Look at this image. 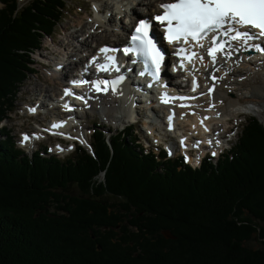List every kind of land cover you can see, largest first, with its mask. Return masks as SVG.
Here are the masks:
<instances>
[{
	"label": "trees",
	"instance_id": "1",
	"mask_svg": "<svg viewBox=\"0 0 264 264\" xmlns=\"http://www.w3.org/2000/svg\"><path fill=\"white\" fill-rule=\"evenodd\" d=\"M1 1L0 124L66 3ZM91 143L94 154L81 145L64 158L29 154L0 125V264H264L256 116L230 150L197 167L145 151L132 126L112 133L95 124ZM255 233L259 247L247 244Z\"/></svg>",
	"mask_w": 264,
	"mask_h": 264
},
{
	"label": "bare ground",
	"instance_id": "2",
	"mask_svg": "<svg viewBox=\"0 0 264 264\" xmlns=\"http://www.w3.org/2000/svg\"><path fill=\"white\" fill-rule=\"evenodd\" d=\"M93 1L95 2L93 13H88L89 19L83 20L87 22H79L81 26L79 28H77V26V31L75 32L70 31L66 26V31L69 33L70 38L69 42H63V40L57 41L54 37L50 38V44L56 52L60 53V55L58 57H52L48 54H40V57L43 58L44 61L55 63L54 65L56 68L48 70L47 76L51 82L57 84L58 87L60 86V92L53 97V93L52 95L50 94L52 91L49 92L46 89L44 90L45 87L40 89L39 98H36L29 104V109H35L32 114H37L40 108L46 107V105H44V97L49 96L51 99H54L58 97V95L61 97L63 96L61 86L65 89L66 86H68L67 84L64 85V80L67 79L69 74L66 72L67 69L74 67L73 65L76 67L79 63H84L87 60L93 62V57H97L99 49L105 45L113 46L116 41L123 42L122 39L125 37V31L131 26H134L136 20L139 19V15L143 14L146 18L152 19V17L161 9L159 5L170 0ZM85 3L87 4L88 2ZM139 6L142 8L139 9ZM118 16L120 20L118 19ZM86 34H88L89 37L86 38ZM257 41H260V39L251 41L250 43L257 44ZM65 42L68 43L66 44ZM233 44H235V42H233ZM263 44L264 42L261 43L262 48H264ZM70 49L72 50L71 52ZM245 49L247 48L241 47L239 50H234V47L225 49L226 51L232 52L231 57H226L218 52L215 64H213L211 57L209 58L210 60L205 58L203 61L198 59V61L194 62L192 66L195 72L206 76V79L200 82L201 90L199 91L196 100H194L195 102H191L189 105L187 104L184 106V104L177 102L172 96L161 100L155 99L154 101L156 105L153 106L151 110L155 111V109L162 108L166 110L167 113L163 129L166 131L172 128L180 129V125H183L185 128L180 132V137L186 139L183 140L185 141L184 143H187L186 141L200 139V137L204 139L203 141L209 142V132L211 130L218 131L219 128L217 127H222L224 123L227 124L230 115L236 117L242 111H248L250 108L251 112L253 109H258L249 106L243 109L240 104L242 101H245V99L254 101V103L259 106L261 105L262 107H259V112L264 116V112L261 110V108L264 107V60L257 61L254 59V56L246 53ZM255 56H258V54ZM184 67L185 66H183L182 69H184ZM250 68L253 69L252 72H250ZM182 75H184V73L180 70L178 75H170L169 81L175 83L176 86L182 87V85L175 82L176 76ZM103 76H107V74H104ZM226 79H231L229 84L225 81ZM103 81L108 82L107 86L101 83ZM93 82H96L97 85H101L100 91L96 90V87L93 86ZM113 82L114 81L109 79L103 80L102 77L91 76L89 78V83L91 85L90 89L79 91V94L83 92L85 96L88 97V99H86V106L89 107L91 111H99L107 118L116 119L117 117L123 119L127 116L131 117L134 113L138 114L137 107L142 101L127 88L118 86L113 87ZM58 87L54 86L53 88L56 89ZM105 87L106 90H104ZM245 90H253L255 93L254 95L251 91L250 93H246ZM46 92L48 93L46 94ZM164 100H167L168 102L165 103L163 102ZM145 102L149 105L152 104L149 101ZM83 106L85 105H79L77 109ZM57 109L53 114L61 120L58 123H55V125L60 126L54 128L56 130L67 129L70 122H65L64 118L66 115L71 114L68 112L71 110V107L67 104L65 106L59 104ZM227 110H231L232 114L228 113ZM150 114H152V111ZM75 117L78 118V114H75ZM170 117L171 119H169ZM220 117H223V119L226 120L221 122L222 119ZM151 118L154 119L156 116L152 115ZM176 124L178 127H174ZM72 129L73 128L68 130ZM64 132L71 134L68 131ZM35 134L40 136L42 132H37ZM79 134L80 133L69 136L73 139H79L81 138V135ZM27 136L30 138V141L27 140L28 144H31V142L35 143V138L32 137V135L27 134ZM83 137H85L84 139L88 138L85 134ZM87 145L89 146V142ZM212 150L217 153L219 151V145H212ZM202 153H204V150ZM189 159L194 160L191 156H189Z\"/></svg>",
	"mask_w": 264,
	"mask_h": 264
},
{
	"label": "rangeland",
	"instance_id": "3",
	"mask_svg": "<svg viewBox=\"0 0 264 264\" xmlns=\"http://www.w3.org/2000/svg\"><path fill=\"white\" fill-rule=\"evenodd\" d=\"M32 0H20V3L22 5H26L27 3H29ZM88 0H67V8L65 10V17L62 19V21L55 27V30L53 32L52 36H47L44 40V47L40 50H38V52L35 54V58H36V64L35 66L38 67L37 72L36 73H31L29 74V76L26 78V80L20 85L17 94L15 96V102H14V108L13 111H11L10 113V117L6 120H4L1 124L5 123L7 125V127L10 129L11 134L13 135V138L15 139V142L17 143L18 146L20 145H24L23 142L21 143V137L23 132H31L33 131L34 134L35 130H37V126L38 123L37 122H41L43 121L46 125H52L51 122L54 120V118H52L54 116V112L57 109H51L50 105L51 104V100L50 97H44V105H46L47 107H43L40 108L38 110L37 114H32L34 111H30L29 109V104L35 100L36 98H39V90L44 88V90H48L49 92H51L50 94L52 95L53 93V97L60 92V86L58 87L57 84H55L54 82H51V80L49 79V77L47 76V71L48 70H53L56 68V66L54 65V62H49V64H45L43 62H40L39 59L43 60V58H41L40 54H48L49 56L52 57H58L60 55L59 52H56L55 49L50 48V42L51 41L50 38H56L57 41H68L69 42V33L66 31V26L69 28L70 31L75 32L76 27L79 28L81 26V24H79V22L83 21V20H87L89 19V15L88 13H90V11L93 10V4L90 3V1L86 4L85 2H87ZM2 5L1 1H0V6ZM88 5V9H86L85 7ZM140 7V6H139ZM142 7H140L139 9H141ZM143 15V14H142ZM118 19L120 20L119 16ZM83 22H87V21H83ZM74 30V31H73ZM79 30V29H78ZM99 32V31H97ZM85 37H89L88 34L85 35ZM123 40V39H122ZM68 42H65L66 44ZM111 42V41H110ZM121 42V41H118ZM72 50L70 49V52ZM251 56H254L257 61H263L264 59L258 58L257 56H255L256 54H249ZM47 62V61H45ZM47 67V68H46ZM50 68V69H49ZM74 67L67 69L66 72L71 74V69H73ZM250 72L253 71L252 68L249 69ZM222 74V73H221ZM62 77V76H61ZM202 78L206 79V76L202 75ZM209 78V77H208ZM67 80V79H66ZM226 82H228V84L230 83L231 79H226ZM66 85V84H64ZM48 86V87H47ZM57 86L58 88L54 89L53 87ZM61 88H63V86H61ZM246 93H250V91L252 92V94L254 95V91L253 90H245ZM45 92V91H44ZM48 92H46L47 94ZM245 93V94H246ZM247 96V95H246ZM252 96V95H250ZM249 96V97H250ZM39 101V100H38ZM37 101V104H38ZM48 103V105H47ZM250 103H254V101H251L249 99H245V101L243 103L240 104L241 107H247L249 106L248 104ZM261 106V105H260ZM262 107V106H261ZM138 114L134 113L133 116L131 117V119H139L138 123H135L134 129H135V133L138 134L139 139L143 142L144 147L148 148V149H154L157 152H161L163 151L164 147L167 146H171L172 149L174 151H172L171 153H169L170 155H174L176 156L179 152H182V148H179L178 146V141L177 139H183L186 140L185 138H181L180 137V132L183 131V129L185 128L183 125H180V129H175V131L173 132H169L166 131L165 129H163V126H165V122L166 121V117H165V112L160 111V115H156V119H152V115H154V111H152V114H150V106L149 104H147L146 102L142 101V103L138 104ZM244 109V108H243ZM54 110V111H53ZM59 110V109H57ZM79 110H82L81 108H79ZM228 113L232 114L231 110H227ZM119 112V111H118ZM247 114H241L238 115L236 117H234L233 115H230L231 120L228 121V123H224L222 125V127H217L218 132H224V134L226 135V138H223L221 140H215V138L213 139L214 141H220L221 144H223L226 147H230V145L232 143H234L236 141V139L238 138L244 123L247 121V118L251 117V116H258L260 121L262 123H264V116H262L259 112V109H253V111L251 112V108L250 110L247 111ZM259 112V113H257ZM264 112V111H262ZM220 114V112H219ZM256 114V115H255ZM140 115V117H139ZM143 115V116H142ZM216 115V114H215ZM103 116V117H102ZM229 116V115H228ZM216 117V116H215ZM263 117V118H262ZM221 118V117H220ZM79 120L80 125L77 126L76 128H73L72 130H68L70 133L73 134H77L78 132H86L87 136L90 138L91 134L90 132H92L93 129V125L94 122H96L97 124L102 123L103 121H108V123L112 124V128L113 131L115 129H117L119 126V128L123 127L124 125L128 124V119L129 116L124 117L123 119H119L116 117L115 118H110V119H106L104 118V115H102L99 111H91L87 114L81 112L80 115L78 114V118H76ZM221 122H224L226 119H223V117L221 118ZM241 121V123L238 125V123ZM175 127H178V125L176 124ZM226 127L231 128V131L226 130ZM75 129V130H74ZM80 129V131H79ZM148 132H151V135L148 134ZM173 133L175 134L173 136ZM79 135H81V138H79L80 140H83L85 142V144H88V138L84 139L85 137H83V133H80ZM39 137H46V135L43 133L42 135H40ZM216 137V136H213ZM77 138V137H76ZM227 138H231V140H227ZM76 139V142H74L75 140L72 141H60L58 140L57 137L54 136H50L48 137V139L46 140V144L48 145V151L50 153H55V149L56 147H60L61 149H59V156L61 157H66L68 154L70 153L71 155L76 154L75 152V147L76 144L79 142ZM192 141H190L191 143ZM41 145V149H42V145H44V142L40 143L39 141L36 142L34 144L35 147H40ZM51 146V149H50ZM27 149H25L28 153H32L34 149H31L30 147H26ZM46 152V153H49ZM67 152V153H66ZM199 153V152H198ZM57 154V153H56ZM69 154V155H70ZM186 154H188L189 156H191L192 158H195L197 156L196 151H188ZM192 160V159H191ZM103 178V176H101ZM248 245L252 246V247H259L262 245L261 243V239L258 238L257 233L254 234V236L247 242Z\"/></svg>",
	"mask_w": 264,
	"mask_h": 264
},
{
	"label": "snow or ice",
	"instance_id": "4",
	"mask_svg": "<svg viewBox=\"0 0 264 264\" xmlns=\"http://www.w3.org/2000/svg\"><path fill=\"white\" fill-rule=\"evenodd\" d=\"M159 7L163 10L162 13L154 15L152 20L166 22L165 35L168 42L180 44L174 54L182 57L181 67L184 64V55L193 47L192 42L205 49L207 55L212 58L213 64L216 63L218 52L231 57L232 52L226 51L227 48L234 47V50H239L241 47H246L264 52L260 44L250 43L264 38V0H173L170 3H162ZM151 29L150 20L140 19L130 38L131 46L124 48L123 51L125 54L135 52L143 58L145 69L140 73L141 75H144V72H150L155 79H158L160 65L164 62V53L157 47L153 38L154 31L153 35H149ZM205 38L208 39L207 46L202 43ZM109 51L107 47L99 49L105 61L114 64L115 57L108 55ZM199 59L203 61L204 57L200 56ZM96 60L97 57H93V62ZM188 62L191 63V59ZM133 63L136 61L134 60ZM98 70L107 69L103 65H98ZM79 83H86V81H79ZM101 83L105 86L108 84L107 81ZM193 85L194 91L196 87L194 80ZM93 86L97 91L101 90L96 82H93ZM68 94L70 93L66 89L65 95ZM59 126L53 125V127ZM28 139L29 137L25 135L22 142ZM212 155L216 153L213 152Z\"/></svg>",
	"mask_w": 264,
	"mask_h": 264
},
{
	"label": "water",
	"instance_id": "5",
	"mask_svg": "<svg viewBox=\"0 0 264 264\" xmlns=\"http://www.w3.org/2000/svg\"><path fill=\"white\" fill-rule=\"evenodd\" d=\"M164 233L167 237H176V235L172 234L169 229H164Z\"/></svg>",
	"mask_w": 264,
	"mask_h": 264
}]
</instances>
